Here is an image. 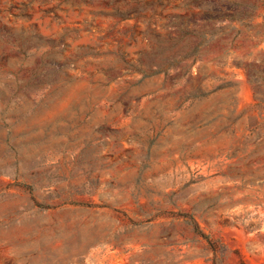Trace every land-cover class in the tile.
<instances>
[{
    "label": "rangeland",
    "instance_id": "obj_1",
    "mask_svg": "<svg viewBox=\"0 0 264 264\" xmlns=\"http://www.w3.org/2000/svg\"><path fill=\"white\" fill-rule=\"evenodd\" d=\"M0 264H264V0H0Z\"/></svg>",
    "mask_w": 264,
    "mask_h": 264
},
{
    "label": "trees",
    "instance_id": "obj_2",
    "mask_svg": "<svg viewBox=\"0 0 264 264\" xmlns=\"http://www.w3.org/2000/svg\"><path fill=\"white\" fill-rule=\"evenodd\" d=\"M133 14H135V15L137 16L136 13H131V14L128 15V16H131V15H133ZM190 218H191L190 224L193 226L194 231H195L197 234H200L201 236H205L204 233H202V231H201V229H200V226H199V224L197 223V221H196L194 218H192V217H190Z\"/></svg>",
    "mask_w": 264,
    "mask_h": 264
}]
</instances>
